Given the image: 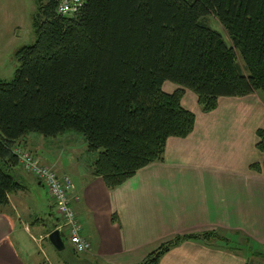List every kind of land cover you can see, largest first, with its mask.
Listing matches in <instances>:
<instances>
[{
	"label": "trees",
	"instance_id": "1",
	"mask_svg": "<svg viewBox=\"0 0 264 264\" xmlns=\"http://www.w3.org/2000/svg\"><path fill=\"white\" fill-rule=\"evenodd\" d=\"M34 2V42L14 52V78L0 79V207L26 188L15 149L27 135L81 136L97 154L92 176L114 189L162 161L170 138L193 132L183 90L204 113L220 98L264 95V0H81L72 16L56 14L57 0ZM210 15L231 46L209 28ZM165 83L179 89L165 93ZM256 137L264 154V128ZM250 169L264 175V161ZM215 235L176 238L139 264Z\"/></svg>",
	"mask_w": 264,
	"mask_h": 264
},
{
	"label": "crops",
	"instance_id": "2",
	"mask_svg": "<svg viewBox=\"0 0 264 264\" xmlns=\"http://www.w3.org/2000/svg\"><path fill=\"white\" fill-rule=\"evenodd\" d=\"M16 28L11 40L19 36ZM185 97L196 99L190 91ZM194 114L188 137L170 138L162 161L114 189L92 176L97 156L83 160L89 152L76 134L49 139L30 134L17 143L73 183L79 200L72 207L80 235L90 243L77 264H139L176 238L210 233L228 244L185 240L159 264H264V175L250 169L264 161L256 149V132L264 128V100L257 93L220 98L214 111L204 113L197 106ZM20 175L25 190L9 195L8 204L0 207V264H50L27 241L35 243L32 231L48 240V231L62 224L60 216L45 188L24 171ZM229 240L239 249H229Z\"/></svg>",
	"mask_w": 264,
	"mask_h": 264
},
{
	"label": "rangeland",
	"instance_id": "3",
	"mask_svg": "<svg viewBox=\"0 0 264 264\" xmlns=\"http://www.w3.org/2000/svg\"><path fill=\"white\" fill-rule=\"evenodd\" d=\"M35 9L36 6L34 0H0V79L1 80L11 81L14 78V73L18 66V63L14 58V52L20 47L24 45L32 44L34 42V37H33L34 35L31 27V19L33 14L35 13ZM206 23L209 25V28L211 30L221 35L223 41L227 46H231V41L228 38L227 33L213 15H210L206 18ZM16 26H19V30H18L19 34L17 33L19 36L14 40L13 39L11 40V36L13 35V30L15 31L17 30ZM237 60L240 67L243 69V63L239 58V56H237ZM172 85L173 84L171 83H166V85L163 86V91L165 93L171 94L179 89L177 86L176 88H174ZM187 91L188 90H183V96L181 98V106L185 110L190 111L194 114V110L197 108V106L199 107V105L197 104V98L190 100L189 98L185 97ZM257 95L264 100L263 94L257 93ZM79 138L83 140L81 136H79ZM77 152H78L77 154H80L82 151L77 150ZM94 156H97V154L85 153L83 155V160L86 161H88L89 159L93 160ZM22 171L24 170L22 169ZM24 172L27 173L26 171ZM27 174L36 180V178L33 175H31L30 173ZM43 190L44 189H39V191H37V193H39V196L41 197L45 196ZM53 219L54 218H49V221H52ZM60 235L65 246L64 251L60 253L55 251V249L51 246L48 240H43L42 238L40 239V235L36 231H32V236L35 239V243L30 241L29 239L27 241L28 246L31 248V251L34 252L35 254H38L39 258L42 261H45V263L56 264L58 261L60 262V260L61 261L69 260L70 261L69 264H77L76 262H79L78 261L79 255L75 254L70 248L65 228L62 230V233ZM215 236H217V234ZM228 247L232 251L235 250L234 248L239 249L235 245V242L233 240H229ZM248 248L250 249V246H248ZM248 248H246V250L248 252H251L248 250ZM249 263L251 264V261Z\"/></svg>",
	"mask_w": 264,
	"mask_h": 264
},
{
	"label": "built area",
	"instance_id": "4",
	"mask_svg": "<svg viewBox=\"0 0 264 264\" xmlns=\"http://www.w3.org/2000/svg\"><path fill=\"white\" fill-rule=\"evenodd\" d=\"M57 3L56 14L60 16H72L82 6L81 0H57ZM15 153L22 169L33 175L47 190L63 221L72 250L76 254L89 251L90 243L81 237V227L71 207V201L76 202L78 198L74 196L70 179L67 176H58L48 167L39 164L37 158L29 152L17 149Z\"/></svg>",
	"mask_w": 264,
	"mask_h": 264
},
{
	"label": "water",
	"instance_id": "5",
	"mask_svg": "<svg viewBox=\"0 0 264 264\" xmlns=\"http://www.w3.org/2000/svg\"><path fill=\"white\" fill-rule=\"evenodd\" d=\"M48 241L56 252H62L65 249L64 243L60 237L59 231L55 230L48 235Z\"/></svg>",
	"mask_w": 264,
	"mask_h": 264
}]
</instances>
